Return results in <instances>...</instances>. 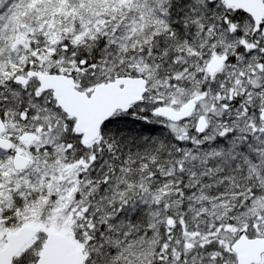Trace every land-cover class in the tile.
<instances>
[{
    "label": "snow or ice",
    "instance_id": "obj_1",
    "mask_svg": "<svg viewBox=\"0 0 264 264\" xmlns=\"http://www.w3.org/2000/svg\"><path fill=\"white\" fill-rule=\"evenodd\" d=\"M0 264H264V0H0Z\"/></svg>",
    "mask_w": 264,
    "mask_h": 264
}]
</instances>
